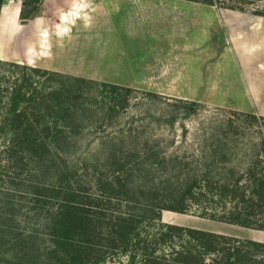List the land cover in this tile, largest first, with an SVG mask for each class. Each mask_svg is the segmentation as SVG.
<instances>
[{
	"label": "trees",
	"instance_id": "trees-1",
	"mask_svg": "<svg viewBox=\"0 0 264 264\" xmlns=\"http://www.w3.org/2000/svg\"><path fill=\"white\" fill-rule=\"evenodd\" d=\"M186 1L264 17V0ZM6 19L0 0V31ZM6 66L22 75L8 86L0 75V264H264V242L162 221L170 211L264 231V116L232 112L191 155L130 135L94 143L89 130L110 126L136 89Z\"/></svg>",
	"mask_w": 264,
	"mask_h": 264
},
{
	"label": "rangeland",
	"instance_id": "rangeland-1",
	"mask_svg": "<svg viewBox=\"0 0 264 264\" xmlns=\"http://www.w3.org/2000/svg\"><path fill=\"white\" fill-rule=\"evenodd\" d=\"M65 1L26 0L21 4V0H5L8 19L3 31H0V61L71 75L64 71L68 67V71L77 73L80 75L78 77L99 82H107L103 78L113 83L131 82L140 75L139 67L143 58L147 57L148 46L168 48L169 40L191 44L195 38H205L203 42L197 41L195 51L186 48L177 54L186 59H192L195 54L202 61L207 78L217 88L212 99L214 102L225 101L228 106L244 102L238 89L240 84L237 74L241 70L235 54L231 58L227 50L233 52L232 38L248 32L252 26L258 25L264 32V17L254 16L249 10L240 12L219 9L186 0H80L79 32L67 25L63 26L64 29L54 31V20H57L61 3ZM21 12L26 14V20H20ZM72 33L73 36H69ZM63 38H68L65 44ZM67 48L71 50L68 56L62 54ZM210 56L212 58L209 61ZM257 60H264V55H260ZM191 62L187 64V69L192 75L194 66ZM217 63L220 76L214 71ZM0 75L5 77L7 81L4 85L8 86L22 75V70L6 66L1 69ZM255 80L258 90L262 91L259 96L262 108L257 110L253 107L250 111L184 100L134 87L136 93L128 108L119 112L110 126L89 130L86 138L94 143H102L108 137L130 135L138 145L147 140L158 145L156 149L163 155L197 153L201 140L214 127L217 129L227 119L237 120L232 112H252L263 116L264 75L257 72ZM228 82L233 83L234 90L225 93L224 83ZM198 97L207 98V95L199 94ZM182 101L189 110L181 109ZM162 221L243 240L264 242V231L216 222L192 214L163 211ZM124 261L125 258L119 260L114 257L105 264H120Z\"/></svg>",
	"mask_w": 264,
	"mask_h": 264
},
{
	"label": "crops",
	"instance_id": "crops-1",
	"mask_svg": "<svg viewBox=\"0 0 264 264\" xmlns=\"http://www.w3.org/2000/svg\"><path fill=\"white\" fill-rule=\"evenodd\" d=\"M61 6V10L57 14V20H54V31H57L58 29L60 30L61 28L64 29L63 26L67 25L68 27H73L72 29L78 30L79 32L80 0H67L65 3L62 2ZM155 8L156 7L154 6V9ZM67 12H71L68 19L65 22H61V14ZM155 13L156 12L154 11V14ZM261 29L262 28H259L258 25H255L252 26L248 32H243L236 38L233 37L232 40L234 53L230 50H227L231 58H234L233 54H235L236 60L238 61L239 68L241 70L240 73H242L237 74V77L240 84L238 89L240 90L239 92L244 99V102L237 105L228 106L227 102L225 101L214 102L212 99L214 98V94L217 92V88L213 87V83L207 78L206 71H204L202 67V61L198 59L195 54L193 55L192 59L190 57L189 59H186L185 57L182 58L181 55L177 54V52L183 49L186 50V48L189 50L193 49L195 51L197 49V41L202 40L198 37V40L195 38L191 44L182 41L179 42L176 40H169V43L167 44L168 48H160L159 46L154 45L148 46L147 57L143 58L139 67L140 75L131 82L122 81L113 83L109 79L103 78V80L121 86L142 88L159 94H169L184 100L223 105L243 111L253 110V107L258 110L262 108L260 106L261 98L259 97L262 91L258 90V84L255 78L257 72H259V75L261 76L264 75V60H257L260 55L261 57L264 55V41H260L261 39L264 40V32H262ZM73 34L74 33L69 36H73ZM68 38L65 40L64 38L62 39L63 44L67 42ZM204 45L207 47V41L204 42ZM70 52L71 50L67 48L62 54H66L68 56ZM144 53H146V51H144ZM211 58L212 56H210L208 60L210 61ZM190 62L194 66L192 75L187 69V64H190ZM214 69V71L217 73L216 75L220 76V66L218 63L215 64ZM64 71L71 75L80 76L77 73L68 71V67ZM93 77L102 78L95 75ZM233 90L234 86L232 82L224 83L225 93L232 92ZM199 94H205L207 95V98L198 97ZM248 95H250V98ZM261 115L264 116V110Z\"/></svg>",
	"mask_w": 264,
	"mask_h": 264
}]
</instances>
